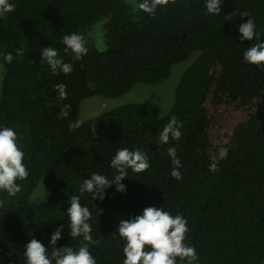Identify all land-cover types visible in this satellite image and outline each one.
<instances>
[{"label": "trees", "instance_id": "16d2710c", "mask_svg": "<svg viewBox=\"0 0 264 264\" xmlns=\"http://www.w3.org/2000/svg\"><path fill=\"white\" fill-rule=\"evenodd\" d=\"M15 10L0 18V129L18 134L29 170L22 191L0 207V264H27L30 239L51 248L56 228L64 225L57 249L77 250L67 208L73 195L92 213L88 221L97 245V264H123L121 219L146 207L163 208L188 221L185 243L196 249L195 264H264V70L243 60L244 52L264 42V0H222L221 13H207L205 0H176L157 8L154 17L137 10L132 0H9ZM142 2V0H136ZM244 13L232 28L229 14ZM253 19L260 40L242 41L239 25ZM85 38L88 54L75 61L65 54V35ZM53 47L73 71L54 74L40 60ZM22 49L23 55L17 56ZM198 51L184 69L163 115L145 101L108 108L76 127L80 101L89 96L118 97L135 83L165 80L173 64ZM12 54L11 63L4 57ZM66 84L68 98L58 100L54 85ZM70 104L67 118L60 109ZM182 123L179 141L158 144L171 117ZM94 129V132L93 130ZM175 147L182 178L171 176L167 149ZM140 149L147 171L128 170L121 181L92 200L79 187L93 173L112 180L110 167L119 149ZM220 148L228 155L217 160ZM219 171H209L211 163ZM42 181L44 197L35 206L29 197ZM101 213V214H100ZM177 264L186 261L177 259Z\"/></svg>", "mask_w": 264, "mask_h": 264}, {"label": "clouds", "instance_id": "9594fccd", "mask_svg": "<svg viewBox=\"0 0 264 264\" xmlns=\"http://www.w3.org/2000/svg\"><path fill=\"white\" fill-rule=\"evenodd\" d=\"M134 8L154 17L157 8H169L176 3V0H142L136 2L132 0ZM222 0H205L207 13L219 15L221 13ZM15 10V5L9 0H0V18L6 19L7 14ZM239 38L244 41L260 40V35L256 31V23L253 19L239 25ZM62 43L65 45V54L72 55L73 60L78 61L88 54L85 38L77 33L65 35ZM23 50H17V56H22ZM13 57L11 53L5 55V62L11 63ZM43 60L50 66L54 74L62 72L65 75L73 71L71 63H65L59 57L55 48L44 47L40 54ZM243 60L264 70V42H257L248 48L243 54ZM66 84L54 85L58 93V100L63 101L68 98ZM71 109L70 104H65L59 113L60 118H67ZM77 121L76 127L80 126ZM182 123L175 116L171 117L163 130L159 133L157 143L167 144L169 140L179 141L181 138L180 128ZM94 132V129H92ZM168 156L172 160L173 169L171 176L177 180L182 178L178 170L182 167L177 158L175 147L167 149ZM226 148H220L217 160L227 158ZM25 154L18 143V134L10 127L0 129V192H6L9 197L16 196L22 191V187L17 181H25L29 176V170L24 164ZM110 167L118 173L112 180L106 176L93 173L90 178L85 179L79 187L81 194L90 193L92 200L105 198V190L115 184L117 192L126 190L121 183L128 177V170L139 174L149 169L150 163L147 155L140 149L129 150L119 149L111 159ZM210 172L219 171L218 164L213 162L209 165ZM5 201L0 199V207ZM101 214V213H100ZM67 227L70 229L72 239L82 238L77 250L69 246L59 249L55 247L60 240L64 225L56 228L50 238L51 252L40 241L30 239L24 246V256L27 264H97L96 259L90 252V246L97 245L98 241L92 238V226L88 222L92 213L88 207L80 204V197L73 195L70 205L67 208ZM189 231L188 221L181 215H172L163 208L146 207L142 214L132 219H121L117 233L123 241V264H177V259L186 261V264H195L198 260L196 249L185 243Z\"/></svg>", "mask_w": 264, "mask_h": 264}, {"label": "rangeland", "instance_id": "374dc122", "mask_svg": "<svg viewBox=\"0 0 264 264\" xmlns=\"http://www.w3.org/2000/svg\"><path fill=\"white\" fill-rule=\"evenodd\" d=\"M244 16L242 12H232L229 14L231 28L237 24ZM198 51L193 52L187 59L173 64L168 77L157 84H147L137 82L125 94L118 97H106L93 95L85 97L80 101L77 121H83L95 114H98L115 105L128 101H145L155 106L158 115H163L169 108L173 100L174 87L184 69L195 59ZM3 74V66L0 62V83ZM42 181L36 185L29 197V204L35 206L45 195V188Z\"/></svg>", "mask_w": 264, "mask_h": 264}]
</instances>
